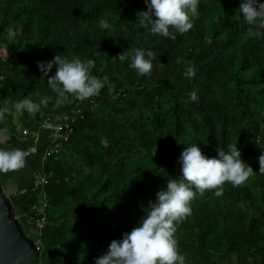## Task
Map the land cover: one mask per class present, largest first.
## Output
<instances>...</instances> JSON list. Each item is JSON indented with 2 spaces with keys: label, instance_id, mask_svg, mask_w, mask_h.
<instances>
[{
  "label": "trees",
  "instance_id": "obj_1",
  "mask_svg": "<svg viewBox=\"0 0 264 264\" xmlns=\"http://www.w3.org/2000/svg\"><path fill=\"white\" fill-rule=\"evenodd\" d=\"M241 2L200 0L194 27L172 39L138 22L144 0H0V108L50 98L34 118L13 109L0 124L18 136L21 123L25 152L40 163L9 173L32 171L15 196L24 199L27 233L40 239L33 264H94L139 226L168 178H179L188 146L212 158L228 144L254 175L241 186L225 183L219 197L196 193L192 215L177 226L179 252L187 264H264V29L246 23ZM136 49L154 52L151 75L130 67ZM124 53V62L113 59ZM56 55L94 60L92 74L107 76L113 91L106 84L84 101L66 94L55 108L37 62ZM177 58L195 65L194 78Z\"/></svg>",
  "mask_w": 264,
  "mask_h": 264
},
{
  "label": "clouds",
  "instance_id": "obj_2",
  "mask_svg": "<svg viewBox=\"0 0 264 264\" xmlns=\"http://www.w3.org/2000/svg\"><path fill=\"white\" fill-rule=\"evenodd\" d=\"M147 11H138V22L144 27L151 26V33L175 39V33L186 34L193 27L192 18L198 15L200 0H144ZM239 12L246 23L253 28L264 29V3L260 0H242ZM102 30H110L106 19L99 21ZM120 62L128 59V54H120ZM153 51L136 49L131 57L130 67L140 76L151 75L153 71ZM186 64L185 76L189 79L196 75L195 65L177 58V63ZM38 67L44 77H48L50 89L57 94L54 107L59 108L66 94L84 101L100 95L107 84L108 91L113 86L109 78L103 79L92 74L95 61L73 58L68 60L56 55L48 62L38 61ZM56 67L54 76L49 72ZM193 102H198L196 90L189 93ZM50 98L39 103L25 98L15 102L11 108H0V124L5 123V114L27 111L33 118L41 105L47 106ZM5 129H0V136ZM3 142V141H0ZM108 147L106 141H102ZM227 151L218 147V157L209 158L197 145L188 146L181 154L179 178H168L166 189L157 192V199L150 201L144 210L139 226L125 233L121 241H112L109 250L95 259L94 264H187L185 255L179 252V242L175 237L177 226L192 215L191 202L196 193L203 195L207 190H215L216 196H222L225 183L232 186L243 185L254 175L255 170L242 159L237 144H228ZM27 153L21 148H0V174L18 172L26 166ZM259 172L264 174V154L258 157ZM195 189L196 191H193Z\"/></svg>",
  "mask_w": 264,
  "mask_h": 264
},
{
  "label": "water",
  "instance_id": "obj_3",
  "mask_svg": "<svg viewBox=\"0 0 264 264\" xmlns=\"http://www.w3.org/2000/svg\"><path fill=\"white\" fill-rule=\"evenodd\" d=\"M14 198L0 175V264H33L39 246L27 233V218Z\"/></svg>",
  "mask_w": 264,
  "mask_h": 264
},
{
  "label": "crops",
  "instance_id": "obj_4",
  "mask_svg": "<svg viewBox=\"0 0 264 264\" xmlns=\"http://www.w3.org/2000/svg\"><path fill=\"white\" fill-rule=\"evenodd\" d=\"M0 141H3V142H0V148H5V149L21 148L24 151L27 150L26 147L24 146L23 139H21L19 136L15 135V134H11L10 136H7L6 134H3L2 136H0ZM49 144H50V142H49ZM35 155H36L37 159H36ZM35 161L36 162L38 161V155L34 154L33 152L29 153L27 155V157H26V165H31L33 163H36ZM37 164H40V163L37 162ZM33 173H34V171H33ZM0 175H1L2 178H9V177L15 176V177H12L13 181L8 180L6 182V180H5L3 182H4V185H5L6 189L9 190L11 192L12 196L15 197L14 198L15 199V201H14L15 202V206H17L18 212L22 216V211H23V208H24L23 207L24 199L22 197H17L15 195H18L21 191L24 190L21 187V184H22V182L26 181V179L27 180L30 179L31 176H32V173L29 176H27L26 174L19 175V173H18V177H16V175H14V174H7L5 177L3 176V174H0ZM30 185H31V188H33V184L31 183ZM19 186H20L21 189H19Z\"/></svg>",
  "mask_w": 264,
  "mask_h": 264
},
{
  "label": "built area",
  "instance_id": "obj_5",
  "mask_svg": "<svg viewBox=\"0 0 264 264\" xmlns=\"http://www.w3.org/2000/svg\"><path fill=\"white\" fill-rule=\"evenodd\" d=\"M47 123H49V122H46V124ZM46 127H50V124L49 125H46ZM23 133L24 134H27L28 133V131H27V129H25L24 131H23ZM58 136V135H57ZM58 144V142H56V143H54V146L52 147V148H54L56 145ZM52 148L48 151V154H50L53 150H52ZM48 182V179H47V177H43V179H42V184H44L45 185V183H47ZM38 186V184H37V182L34 184V186H33V189L34 188H36ZM27 223H29V221H28V219H27ZM38 226L40 227V226H43V224H44V221H38ZM36 242H37V244L40 242V239H37L36 240ZM39 246V245H38Z\"/></svg>",
  "mask_w": 264,
  "mask_h": 264
},
{
  "label": "rangeland",
  "instance_id": "obj_6",
  "mask_svg": "<svg viewBox=\"0 0 264 264\" xmlns=\"http://www.w3.org/2000/svg\"><path fill=\"white\" fill-rule=\"evenodd\" d=\"M22 127H23L22 124L19 123L18 131H17V134H18L19 137H23L22 134H21ZM26 166H27V165H26ZM25 168H26V167H24V169H25ZM31 172H32V171L24 170V171H22V173H19V175L26 174L27 176H29ZM35 174H36V179L39 180V178H40V175H39L40 173H39V171H35ZM2 179H3V181L6 180V182H7L8 180L13 181V178H12V177H9V178H2ZM19 189H21L20 186H19Z\"/></svg>",
  "mask_w": 264,
  "mask_h": 264
}]
</instances>
